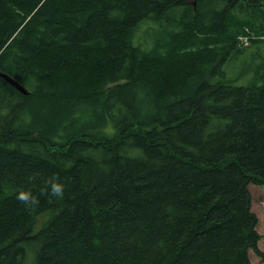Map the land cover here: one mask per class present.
<instances>
[{"label": "trees", "instance_id": "16d2710c", "mask_svg": "<svg viewBox=\"0 0 264 264\" xmlns=\"http://www.w3.org/2000/svg\"><path fill=\"white\" fill-rule=\"evenodd\" d=\"M245 30L264 0H0V73L27 90L0 75V264L264 260V63L226 73Z\"/></svg>", "mask_w": 264, "mask_h": 264}, {"label": "rangeland", "instance_id": "374dc122", "mask_svg": "<svg viewBox=\"0 0 264 264\" xmlns=\"http://www.w3.org/2000/svg\"><path fill=\"white\" fill-rule=\"evenodd\" d=\"M149 39L152 40L153 38ZM253 40L248 41L247 44L241 42L238 58L226 66L228 77L233 78L238 69L241 68L247 79V77L253 75V69L256 64L264 63V38L255 37ZM260 71L261 74H264V66H262ZM241 81L243 80L241 79ZM241 81L235 83H241ZM249 191L252 198L251 209L258 218L256 229L261 235L258 248L264 253V185L250 184ZM249 258L252 264H264V260L256 256L251 250L249 251Z\"/></svg>", "mask_w": 264, "mask_h": 264}, {"label": "clouds", "instance_id": "9594fccd", "mask_svg": "<svg viewBox=\"0 0 264 264\" xmlns=\"http://www.w3.org/2000/svg\"><path fill=\"white\" fill-rule=\"evenodd\" d=\"M65 187L66 186L62 181L50 177L45 180L44 185L40 188V192L50 199L62 200L65 197ZM15 198L29 209H32L37 203V196L31 189L21 188L17 190Z\"/></svg>", "mask_w": 264, "mask_h": 264}, {"label": "water", "instance_id": "95a60500", "mask_svg": "<svg viewBox=\"0 0 264 264\" xmlns=\"http://www.w3.org/2000/svg\"><path fill=\"white\" fill-rule=\"evenodd\" d=\"M0 75L6 79L9 83H11L13 86H15L20 92L26 94L27 90L21 85L19 84L17 81H15L14 79H12L11 77H9L8 75L4 74V73H0Z\"/></svg>", "mask_w": 264, "mask_h": 264}, {"label": "built area", "instance_id": "2783aa9c", "mask_svg": "<svg viewBox=\"0 0 264 264\" xmlns=\"http://www.w3.org/2000/svg\"><path fill=\"white\" fill-rule=\"evenodd\" d=\"M239 40H240V43L243 42L244 44H247V42H248V39L246 36H240Z\"/></svg>", "mask_w": 264, "mask_h": 264}]
</instances>
